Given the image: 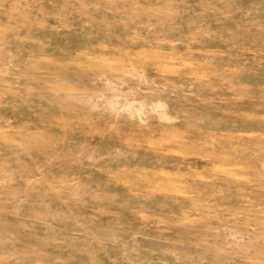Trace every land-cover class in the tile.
<instances>
[{
	"label": "rangeland",
	"instance_id": "1",
	"mask_svg": "<svg viewBox=\"0 0 264 264\" xmlns=\"http://www.w3.org/2000/svg\"><path fill=\"white\" fill-rule=\"evenodd\" d=\"M0 264H264V0H0Z\"/></svg>",
	"mask_w": 264,
	"mask_h": 264
},
{
	"label": "bare ground",
	"instance_id": "2",
	"mask_svg": "<svg viewBox=\"0 0 264 264\" xmlns=\"http://www.w3.org/2000/svg\"><path fill=\"white\" fill-rule=\"evenodd\" d=\"M133 110V109H132Z\"/></svg>",
	"mask_w": 264,
	"mask_h": 264
}]
</instances>
